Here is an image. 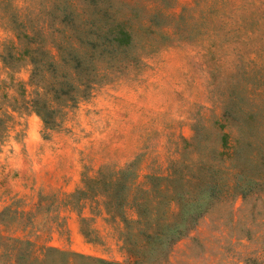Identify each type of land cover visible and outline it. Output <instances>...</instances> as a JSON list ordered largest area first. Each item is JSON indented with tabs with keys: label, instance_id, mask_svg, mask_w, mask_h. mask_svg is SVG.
<instances>
[{
	"label": "rangeland",
	"instance_id": "1",
	"mask_svg": "<svg viewBox=\"0 0 264 264\" xmlns=\"http://www.w3.org/2000/svg\"><path fill=\"white\" fill-rule=\"evenodd\" d=\"M52 1L0 0V234L132 264L113 191L89 179L126 167L139 183L166 174L195 136L200 150L224 132L232 142V115L248 117L242 142L264 145V0L107 1L131 41L99 65L88 96L58 103L48 128L30 104L31 65L1 57L11 8L38 22ZM139 264H264V185L214 201L162 258Z\"/></svg>",
	"mask_w": 264,
	"mask_h": 264
},
{
	"label": "trees",
	"instance_id": "2",
	"mask_svg": "<svg viewBox=\"0 0 264 264\" xmlns=\"http://www.w3.org/2000/svg\"><path fill=\"white\" fill-rule=\"evenodd\" d=\"M107 1L53 0L44 13L47 18L38 22L27 20L17 7L10 10L14 37L5 42L7 52L1 59L5 64L24 59L31 65L34 91L30 104L48 128L55 126L58 103L88 96L100 75L99 65L109 66L113 52L123 50L131 41V31L124 21L113 18V7ZM225 112L230 114L232 107ZM228 118L227 124L237 125L239 131L232 142L224 132L217 148L200 150L196 147L203 143V137L195 136L193 149L173 162L166 174H146L139 183L126 167L113 171L111 177L100 172L99 177L89 179L113 191L110 197L124 222V240L129 258H134L132 264L162 258L214 201L264 185V145L242 142L240 135L243 127H248V117ZM124 207L133 209L136 216L123 215ZM78 259L81 263L73 261ZM0 264L128 263L0 234Z\"/></svg>",
	"mask_w": 264,
	"mask_h": 264
},
{
	"label": "crops",
	"instance_id": "3",
	"mask_svg": "<svg viewBox=\"0 0 264 264\" xmlns=\"http://www.w3.org/2000/svg\"><path fill=\"white\" fill-rule=\"evenodd\" d=\"M74 214L71 212L69 213V217L67 218V222H68V227H70V230H69V235H68V245L67 247L69 248H73L75 247L77 244H76V232L78 231L77 228H76V225L74 224ZM74 224L72 226H70V224ZM50 242H53V240L51 239ZM61 242V245L63 246V241H59V243ZM60 245V244H59Z\"/></svg>",
	"mask_w": 264,
	"mask_h": 264
}]
</instances>
